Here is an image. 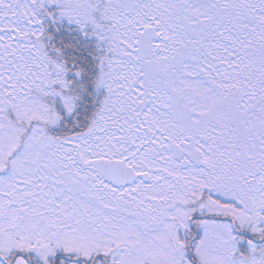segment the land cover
Instances as JSON below:
<instances>
[{"label":"snow or ice","instance_id":"snow-or-ice-1","mask_svg":"<svg viewBox=\"0 0 264 264\" xmlns=\"http://www.w3.org/2000/svg\"><path fill=\"white\" fill-rule=\"evenodd\" d=\"M0 264H264V0H0Z\"/></svg>","mask_w":264,"mask_h":264}]
</instances>
